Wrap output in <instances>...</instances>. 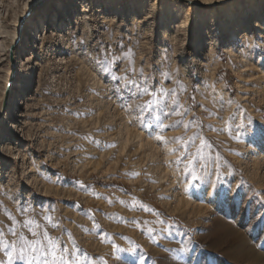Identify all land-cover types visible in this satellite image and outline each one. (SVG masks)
<instances>
[{"label":"rangeland","instance_id":"obj_1","mask_svg":"<svg viewBox=\"0 0 264 264\" xmlns=\"http://www.w3.org/2000/svg\"><path fill=\"white\" fill-rule=\"evenodd\" d=\"M102 1L62 13L68 0H0V122L34 82L18 128L0 125V259L31 227L72 264H264V142L247 134L264 124V0L180 1L166 20L151 5L169 0ZM231 3L245 12L236 29L221 23ZM29 20L46 34L29 35L17 75L7 47ZM190 137V152L208 146L186 167L176 138ZM222 187L236 202L213 195ZM20 255L12 264H52Z\"/></svg>","mask_w":264,"mask_h":264},{"label":"snow or ice","instance_id":"obj_2","mask_svg":"<svg viewBox=\"0 0 264 264\" xmlns=\"http://www.w3.org/2000/svg\"><path fill=\"white\" fill-rule=\"evenodd\" d=\"M249 47H259L257 44H249ZM143 75V72L141 71V76ZM114 79H119V77H113ZM131 83L135 84V81H131ZM140 95H149V88L145 85H140ZM161 92H163L164 96H168V92H165L163 89H161ZM153 102H158L157 98H154ZM173 104L177 105L178 107H183L182 105H179L178 99L175 97L173 98ZM180 113L178 112L177 115ZM192 122H189L191 124ZM185 127H188V124H185ZM243 127V126H242ZM247 134L252 140H259L261 142H264V124L256 125L255 127H251L250 130H247ZM158 140H164L163 136H158ZM177 142L181 143L184 146V150L187 154V165L186 167L191 166L193 160L199 158L201 161L204 160L205 155L203 152V149L207 147V142L200 138V145L196 147V151L190 152L187 149V144L189 142H193V138H189L188 140H183L182 138H176ZM194 143V142H193ZM195 147V145H194ZM218 166V165H217ZM194 179H201V177H193ZM217 179H219V174L217 175ZM215 187V186H214ZM238 194V193H237ZM233 194L230 187H222L218 188L213 195L222 200V201H233L236 202V195ZM264 219V217H262ZM35 223L34 221H29L28 224H26V227ZM40 225L38 223H35V229H39ZM29 231L31 233V238L25 235H20L14 230L12 231V235L17 237L16 241H13L11 244V250L6 251L4 253V256L6 257V260L0 259V264H12V261L17 258L16 253L19 252L20 259L27 258L30 261L32 260H40L41 257L50 256L52 258V264H72V262L68 259V249L65 247L64 250L58 255L57 250L60 246V241L51 238L47 231L39 232L37 230H34L33 228L29 227ZM0 235H2V231H0ZM8 244H3V248H8ZM35 253V255H33ZM43 264H49V261L45 259L43 261ZM75 264H79V260L77 259L75 261ZM129 264H135V260H131ZM187 264H200V261L195 258L192 255H189Z\"/></svg>","mask_w":264,"mask_h":264},{"label":"bare ground","instance_id":"obj_3","mask_svg":"<svg viewBox=\"0 0 264 264\" xmlns=\"http://www.w3.org/2000/svg\"><path fill=\"white\" fill-rule=\"evenodd\" d=\"M72 1L73 0H68V2L64 5H61L59 7V12H62V13H66L70 10L71 6H72ZM121 1H128V4L129 5H133L135 4L136 2H146V0H121ZM180 1H185V2H189V4H192L193 2H195L194 0H169L168 2H172L174 3V6L172 5H167V9L164 10L162 9L161 7L162 6H158L156 3L151 5V11L153 13L155 12H161V17L162 19L166 20V19H169L170 17H173L174 14L177 12V11H180L179 9V2ZM90 2H100V5H103V1L102 0H81V3L84 5V6H87V3ZM168 2L166 4H168ZM125 6L124 4L122 5V7ZM169 7V9H168ZM179 9V10H178ZM45 13V12H44ZM47 14V13H46ZM185 15V13H184ZM243 15H245V12H243V10H237L235 9V5L234 3H231L227 6V9L224 11V13L222 14L221 16V23L225 26H228V25H232L233 27L232 28H235L239 26V17H242ZM47 17L49 18V20L51 19H54L56 18L53 17L52 15L50 14H47ZM180 18V17H179ZM184 24L186 22L189 21V16L188 15H185L184 17ZM163 20V21H164ZM45 21L44 20L43 22H33L32 20H29L28 21V26L25 28V33L21 34L20 30L18 29L15 33V35L13 36V39L11 40V43L10 45L7 47V51H9V49L12 47V46H18L19 45V50L18 52L15 53V60H18L19 61V68L17 67V75L20 74V69H22V66H23V63H22V56L24 54V52L26 51V47L25 45H27V41L29 40V35L32 36V40L31 41H34L36 44H39L40 43V40L41 38L46 34L45 32H40L38 33V29L41 28L44 26V28L46 29V26L47 24H45ZM168 21V20H167ZM54 23V21H52ZM52 26V23L51 25ZM224 26V27H225ZM50 27L47 28V32L49 31ZM214 31H217V30H212V32ZM7 31H5L4 27L3 26H0V36L2 35L3 37L5 36V38L7 37ZM2 38V37H0ZM4 39V38H3ZM4 41V40H3ZM4 43V42H3ZM2 42H0V46H2L3 44ZM29 62V58L27 59V63ZM34 82L32 81L31 77H29L28 80H24L23 81V85H20V84H17L18 86V90L15 91L14 95H17V99L16 100H12L11 101V106L9 107V110L6 112V114L4 115L5 117L3 118V120L0 122V125L1 126H6L9 122L8 121H11L10 124V129H14V128H18L17 126V119L19 118V114L17 115L16 114V111H17V106H19L21 104V101L19 99L20 95L21 97L25 94H27L30 90H31V87L33 86ZM3 110V107H1V111ZM3 135V132H0V137Z\"/></svg>","mask_w":264,"mask_h":264}]
</instances>
